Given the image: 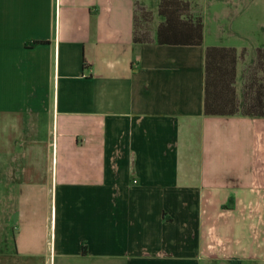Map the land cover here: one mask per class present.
Here are the masks:
<instances>
[{
    "label": "crops",
    "instance_id": "obj_1",
    "mask_svg": "<svg viewBox=\"0 0 264 264\" xmlns=\"http://www.w3.org/2000/svg\"><path fill=\"white\" fill-rule=\"evenodd\" d=\"M185 1L0 0V264H264V0Z\"/></svg>",
    "mask_w": 264,
    "mask_h": 264
},
{
    "label": "trees",
    "instance_id": "obj_2",
    "mask_svg": "<svg viewBox=\"0 0 264 264\" xmlns=\"http://www.w3.org/2000/svg\"><path fill=\"white\" fill-rule=\"evenodd\" d=\"M159 15L163 18V22L159 25L157 33L159 43L182 45L202 44L204 34L203 20L200 16H193L191 5L188 1L159 0ZM263 56L264 54L260 51L258 54L259 68L262 66L263 60L261 58ZM232 61L234 64L236 63L234 58ZM256 82L257 78L254 75L251 86L254 90L257 87ZM259 88L263 89V93L255 94L248 103L244 104L242 109L235 108L230 114L241 113L243 116L264 117V84L261 83ZM206 113L214 114L209 110V107H206Z\"/></svg>",
    "mask_w": 264,
    "mask_h": 264
}]
</instances>
